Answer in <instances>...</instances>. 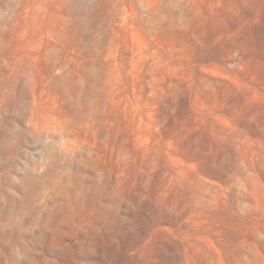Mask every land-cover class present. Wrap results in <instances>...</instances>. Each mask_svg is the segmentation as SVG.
I'll return each mask as SVG.
<instances>
[{"label": "rangeland", "instance_id": "obj_1", "mask_svg": "<svg viewBox=\"0 0 264 264\" xmlns=\"http://www.w3.org/2000/svg\"><path fill=\"white\" fill-rule=\"evenodd\" d=\"M0 264H264V0H0Z\"/></svg>", "mask_w": 264, "mask_h": 264}]
</instances>
